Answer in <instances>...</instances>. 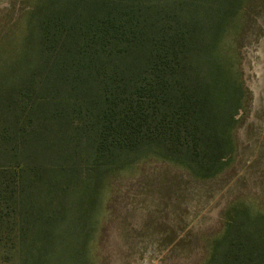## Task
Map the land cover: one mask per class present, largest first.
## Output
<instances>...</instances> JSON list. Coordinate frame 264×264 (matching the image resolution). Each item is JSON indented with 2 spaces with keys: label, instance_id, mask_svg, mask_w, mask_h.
<instances>
[{
  "label": "trees",
  "instance_id": "obj_1",
  "mask_svg": "<svg viewBox=\"0 0 264 264\" xmlns=\"http://www.w3.org/2000/svg\"><path fill=\"white\" fill-rule=\"evenodd\" d=\"M248 1H32L14 77L0 75L10 264H95L112 176L161 163L209 181L228 168L245 109L234 51ZM197 264H264V212L228 211Z\"/></svg>",
  "mask_w": 264,
  "mask_h": 264
},
{
  "label": "rangeland",
  "instance_id": "obj_2",
  "mask_svg": "<svg viewBox=\"0 0 264 264\" xmlns=\"http://www.w3.org/2000/svg\"><path fill=\"white\" fill-rule=\"evenodd\" d=\"M33 0H0V75L19 61L24 14ZM234 53L245 91L234 133L237 147L216 179L197 181L161 163L142 165L109 180L105 215L93 233L95 264H197L204 244L220 233L227 213L248 204L264 212V0H250ZM264 62V55H263ZM264 72V69H262ZM12 73V74H11ZM0 254V264H10Z\"/></svg>",
  "mask_w": 264,
  "mask_h": 264
},
{
  "label": "water",
  "instance_id": "obj_3",
  "mask_svg": "<svg viewBox=\"0 0 264 264\" xmlns=\"http://www.w3.org/2000/svg\"><path fill=\"white\" fill-rule=\"evenodd\" d=\"M263 55H264V53H262V57H261L263 65L261 67H259V69H258V77H259L260 82H261V80H263L262 79V73H264V72H262L263 71L262 69H264Z\"/></svg>",
  "mask_w": 264,
  "mask_h": 264
}]
</instances>
